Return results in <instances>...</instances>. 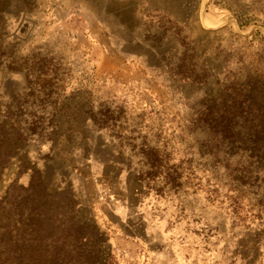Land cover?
<instances>
[{
  "label": "rangeland",
  "instance_id": "1",
  "mask_svg": "<svg viewBox=\"0 0 264 264\" xmlns=\"http://www.w3.org/2000/svg\"><path fill=\"white\" fill-rule=\"evenodd\" d=\"M263 39L264 0H0L5 264H264Z\"/></svg>",
  "mask_w": 264,
  "mask_h": 264
},
{
  "label": "trees",
  "instance_id": "2",
  "mask_svg": "<svg viewBox=\"0 0 264 264\" xmlns=\"http://www.w3.org/2000/svg\"><path fill=\"white\" fill-rule=\"evenodd\" d=\"M262 48L264 50V39L262 41ZM252 78V79H251ZM246 86H244L241 90L242 98L239 100V104L246 103L248 110H252L251 112H257V115H260V111L263 109V102L259 100L264 94V87L262 85L263 80H261L260 75H255L251 77ZM262 114V113H261ZM263 115V114H262ZM5 140L3 138H0V165L2 163L1 160V153L3 149V145L5 144ZM2 170V166L1 169ZM5 232L3 230V227H0V264H5L6 258L4 256V250L1 248V245L4 240ZM80 248H82V253L77 254L78 260H76L75 264H90V260L94 259V257L98 256V253L96 255V250H94L91 246H89V242L86 240L85 243H81ZM43 258V261L46 262V256H42L41 260ZM60 260L57 258L56 260L54 258L50 259L49 264H59Z\"/></svg>",
  "mask_w": 264,
  "mask_h": 264
}]
</instances>
